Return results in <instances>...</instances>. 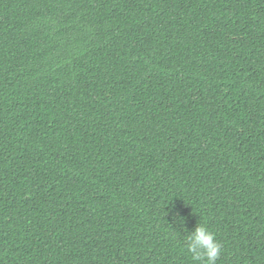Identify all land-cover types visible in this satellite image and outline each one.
<instances>
[{"label":"trees","instance_id":"1","mask_svg":"<svg viewBox=\"0 0 264 264\" xmlns=\"http://www.w3.org/2000/svg\"><path fill=\"white\" fill-rule=\"evenodd\" d=\"M197 224L264 264V0H0V264H194Z\"/></svg>","mask_w":264,"mask_h":264},{"label":"clouds","instance_id":"2","mask_svg":"<svg viewBox=\"0 0 264 264\" xmlns=\"http://www.w3.org/2000/svg\"><path fill=\"white\" fill-rule=\"evenodd\" d=\"M185 240L186 251L194 264H217L222 255V245L206 226L197 224Z\"/></svg>","mask_w":264,"mask_h":264}]
</instances>
